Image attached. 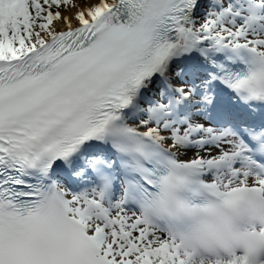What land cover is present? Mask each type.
<instances>
[{
	"label": "snow or ice",
	"instance_id": "1",
	"mask_svg": "<svg viewBox=\"0 0 264 264\" xmlns=\"http://www.w3.org/2000/svg\"><path fill=\"white\" fill-rule=\"evenodd\" d=\"M0 264H264V0H0Z\"/></svg>",
	"mask_w": 264,
	"mask_h": 264
},
{
	"label": "bare ground",
	"instance_id": "2",
	"mask_svg": "<svg viewBox=\"0 0 264 264\" xmlns=\"http://www.w3.org/2000/svg\"><path fill=\"white\" fill-rule=\"evenodd\" d=\"M77 2H79V0H77ZM72 11H75L74 9H72ZM67 14V13H66Z\"/></svg>",
	"mask_w": 264,
	"mask_h": 264
}]
</instances>
